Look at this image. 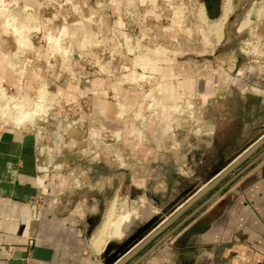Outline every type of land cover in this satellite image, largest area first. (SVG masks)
I'll return each mask as SVG.
<instances>
[{"label":"rangeland","instance_id":"obj_1","mask_svg":"<svg viewBox=\"0 0 264 264\" xmlns=\"http://www.w3.org/2000/svg\"><path fill=\"white\" fill-rule=\"evenodd\" d=\"M121 1L119 7L108 0H0V125H21L49 116L60 121L74 139L79 129L67 124L80 118L84 120L82 129L94 128L93 106L102 101L108 111L112 105L118 107L123 131L119 130L115 147L104 150L106 147L88 144L83 157L87 161L97 153L99 159L110 156L120 173L129 168L141 178L149 167L142 161V150H150L156 154L152 174H159L160 152L166 157L161 174H191L203 158L207 162L200 163L194 174L223 169L249 141L242 128L250 121L259 123L264 116L240 113L237 95L225 104L207 103L203 93L192 96L190 82H196L194 89L204 91L205 81L212 75L223 76L230 68L235 75L236 71L247 73L237 68L260 54L264 46V32L242 29L247 6H241L249 0L230 1L220 31L211 24L219 19L224 0H130L131 7ZM113 8H121L122 14L132 11V15L117 17ZM76 75L87 79V98L76 95L81 88ZM175 81L181 85L175 87ZM71 105L85 108L67 111ZM223 106L231 111L224 120ZM45 108H50L46 116L42 115ZM25 114V121L16 122ZM212 124L217 130L214 141L212 136L208 138V125ZM161 138L166 144L159 150L155 143ZM144 141L149 146L143 147ZM262 151L264 144L229 174ZM68 159L71 170L74 158L69 154ZM102 165L103 170L110 168L105 162ZM64 175L65 181L56 183L62 189L75 186L74 177ZM151 181V188L141 179L133 186L126 174H119L118 194H107L104 199V209L115 202L113 224L128 218L129 224L142 226L140 233L147 232L185 197L177 196L168 203L175 196L171 180L156 175ZM162 182L169 188L162 190ZM121 228L114 235L118 240L109 239L118 246Z\"/></svg>","mask_w":264,"mask_h":264},{"label":"crops","instance_id":"obj_2","mask_svg":"<svg viewBox=\"0 0 264 264\" xmlns=\"http://www.w3.org/2000/svg\"><path fill=\"white\" fill-rule=\"evenodd\" d=\"M247 4L243 3L241 6H247L242 13L241 24L246 23L242 29L252 33L259 29L264 32V0H249ZM207 8L210 10L212 6ZM200 11L205 17L203 8ZM262 48L264 46L260 47V54L237 68L246 71L245 74L236 71V75H233L230 68L223 71V76L212 75L205 81L204 91H199V87L194 89L196 82L193 84L191 81L192 96L199 97L203 93L207 103L214 105L215 102L225 104L226 100L237 95L240 113L264 116ZM233 65L232 69H235V64ZM77 81L81 85L76 90L77 97L87 98L90 93L87 79L78 75ZM177 85L180 86L181 82L175 81V87ZM105 107L107 105L104 106L102 101L93 106L94 128L86 126V129L77 132L74 139L60 121L49 116L21 125H0V264H113L162 222L151 230L140 233L142 226L139 228L134 223L129 224L128 218L113 224L117 219L114 217L107 225L103 244L98 250L93 249L91 242L104 220L102 212L108 210L104 209L105 196L118 194L119 174H126L130 185L134 186L136 179H141L148 188L153 186L151 180L156 175L158 178L171 180L175 196L168 203L177 196L185 197L176 202L175 207L169 211L170 215L208 184L218 172L213 170L209 174H194L198 172L200 163L207 162L203 158L190 170L191 174H180L179 177L176 174H161L166 157L160 152L157 166L159 174H152L151 163L156 159V154L150 150H142V161H146L149 167L143 171L141 178L129 168L120 173L113 167L114 160L110 156L99 159L97 153L87 161L83 157L88 144L96 148L106 147L104 150L115 147L118 143L116 136L120 134L119 130L123 131L122 128L119 129L121 121L118 107L112 105L109 111ZM221 114L224 120L231 111L223 106ZM251 122L242 128L249 137L244 149L264 134V117L257 124ZM214 125H208V138L212 136L213 141L217 131ZM45 130L47 137L43 133ZM126 142L136 145L133 141ZM165 144L161 138L155 146L160 150ZM142 146L149 145L144 141ZM174 146L177 147V144ZM69 154L74 158L71 170V160H67ZM85 162L90 163V166ZM104 162L110 165L108 170H103ZM63 170L64 174L74 177L75 186L62 189L56 183L58 180L65 181ZM237 172L227 174L192 202L169 226L124 264H130L140 257ZM159 187L162 190L169 188L163 182ZM120 227L122 236L121 245L118 246L117 241L109 239L118 240L114 235H118ZM118 250H122L121 253ZM137 264H264V156L239 174Z\"/></svg>","mask_w":264,"mask_h":264},{"label":"water","instance_id":"obj_3","mask_svg":"<svg viewBox=\"0 0 264 264\" xmlns=\"http://www.w3.org/2000/svg\"><path fill=\"white\" fill-rule=\"evenodd\" d=\"M262 144H264V134H262L258 139L253 141L249 146H247L242 152H240L236 157H234L223 169L218 171L216 175L210 180L208 184H205L198 192H196L183 206L178 210L173 211L165 220H163L159 225L153 228L145 237L134 244L129 250L122 254L113 264H124L132 256H134L145 244L150 242L155 236L160 234L167 226H169L192 202L204 194L208 189L215 186L220 182L227 174L232 172L236 167H238L244 160L251 156ZM262 156H264V151L260 152L256 157H254L248 164H246L240 171L236 173L232 178H230L225 184H223L215 193H213L203 204L191 212L186 218L180 221L171 230L165 233L161 238H159L148 250H146L140 257L134 260L130 264H137L142 261L146 256H148L159 244L170 237L186 220H188L195 212H197L202 206L207 204L210 200L217 196V194L225 188L231 181H233L239 174L247 170L254 163H256Z\"/></svg>","mask_w":264,"mask_h":264},{"label":"bare ground","instance_id":"obj_4","mask_svg":"<svg viewBox=\"0 0 264 264\" xmlns=\"http://www.w3.org/2000/svg\"><path fill=\"white\" fill-rule=\"evenodd\" d=\"M230 1L231 0H224L221 15L218 21L214 22V24L212 25L213 28L215 27L217 31L221 30V26L230 12ZM201 16L204 17L203 12H201ZM27 118H28V115L25 114L19 118H16V122L24 121ZM115 215H116V205H115V202L113 201L111 202L109 209L105 213L101 228L98 230L97 234L95 235V237L93 238L91 242L93 249L98 250L100 246L103 244V236L106 231L107 225L110 223L112 219H114Z\"/></svg>","mask_w":264,"mask_h":264},{"label":"built area","instance_id":"obj_5","mask_svg":"<svg viewBox=\"0 0 264 264\" xmlns=\"http://www.w3.org/2000/svg\"><path fill=\"white\" fill-rule=\"evenodd\" d=\"M108 1H111V3H113V4H116L117 3V5L119 6V5H121V3H124V2H120V0H108ZM126 2H127V5L128 6H130L131 7V1L130 0H125ZM140 2H145L146 0H139ZM120 7V6H119ZM133 7V6H132ZM134 9H135V7H133ZM114 9V11H113V13H114V15L115 16H117V17H123V16H128V15H132V11L130 12V11H125V12H123V14H122V9L121 8H113ZM116 9V10H115ZM83 104L82 105H84V102H82ZM82 105H71V106H69V107H67V111H71L72 110V108H74L75 110H79V111H82L85 107L84 106H82ZM50 108H45V110L43 111V113H42V115H45L46 116V114L48 113V110H49ZM41 116V115H40ZM39 118V117H38ZM41 118V117H40ZM66 118V116H64V118H63V120H66L65 119ZM84 120H82V119H80V118H77L76 120H74V121H72L70 124L68 123L67 124V127L69 126H73L75 129H79V130H82V128L84 127V122H83Z\"/></svg>","mask_w":264,"mask_h":264}]
</instances>
